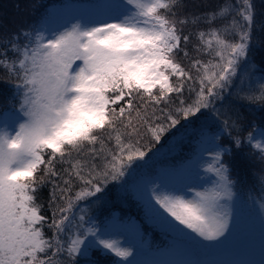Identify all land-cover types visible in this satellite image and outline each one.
Listing matches in <instances>:
<instances>
[{"label": "snow or ice", "instance_id": "snow-or-ice-1", "mask_svg": "<svg viewBox=\"0 0 264 264\" xmlns=\"http://www.w3.org/2000/svg\"><path fill=\"white\" fill-rule=\"evenodd\" d=\"M88 11L62 30L0 25V70L19 105L0 112V264H98L94 253L147 264L97 225L92 207L130 178L145 221L174 234L170 254L206 251L237 217L224 157L247 142L264 161V125L242 138L239 117L221 111L241 73L256 71L253 0H97ZM259 93L238 98L264 103V82ZM216 121L228 144L216 142ZM193 140L183 169L134 179L164 147ZM201 161L210 176L197 187ZM174 179L182 189L164 182ZM257 182L264 208V171Z\"/></svg>", "mask_w": 264, "mask_h": 264}, {"label": "trees", "instance_id": "trees-1", "mask_svg": "<svg viewBox=\"0 0 264 264\" xmlns=\"http://www.w3.org/2000/svg\"><path fill=\"white\" fill-rule=\"evenodd\" d=\"M71 0H0V25H3L6 31H15L19 28L41 27L51 16V9L63 7ZM81 1V0H76ZM199 2V0H198ZM205 3L211 5L215 0H204ZM256 9V19L252 29L251 49L248 53L249 64L255 65L254 74L242 72V80H236V87L231 89V96L225 101L221 111L229 118V122L239 117L240 124L243 127V138L248 132L254 131V126L264 125V103L260 101L241 100L238 97L259 95L258 87H250V78L259 74L264 76V0H253ZM188 31V29H186ZM210 57L205 56V60ZM6 72L0 70V112L11 109L13 104L17 107L18 103L13 100L15 93L14 83L7 82L3 77ZM243 89V91H241ZM187 95V93H186ZM227 95V93H225ZM19 97H16L18 101ZM217 107H220L218 104ZM18 108V107H17ZM223 120V117L221 118ZM221 121H216L212 132L220 137L217 143L228 144L227 133L221 134L217 131ZM236 134L235 132L233 133ZM197 141L191 143L185 141L183 145L163 156H156L150 160L148 165L137 170L135 180H139L141 176L155 177L162 170L176 171L184 168L191 158L194 156L193 148ZM158 147V145H157ZM233 155L225 156L224 159L230 162L232 169V178L237 181L234 191L240 195L242 199L241 206H249L255 208L256 204L261 205V187L257 182L261 172L264 171V161L261 160L259 152L247 145L237 150L232 149ZM133 182V178L129 179ZM47 189L42 190V194L46 196ZM96 214V223L103 229L109 228L110 222L113 224H125L135 222L138 225L139 238L142 240L143 247L155 252L163 248L169 243V236L156 225L145 221L143 206L137 199L133 187L129 184L120 187L119 184L111 186V190L105 198L101 206L93 205ZM253 222L250 227L256 224L257 217L250 211V219L248 223ZM50 235V233H49ZM201 252V251H199ZM94 258L98 264H111L114 257L101 256L94 253Z\"/></svg>", "mask_w": 264, "mask_h": 264}, {"label": "rangeland", "instance_id": "rangeland-1", "mask_svg": "<svg viewBox=\"0 0 264 264\" xmlns=\"http://www.w3.org/2000/svg\"><path fill=\"white\" fill-rule=\"evenodd\" d=\"M71 1H74L75 3L73 6H68L66 8H52L50 18L46 21V24H43V26L46 28H59L62 30V28H60L61 25L76 22L74 17L81 14L90 15L88 11L89 6L97 2V0H81L82 2L80 3H76V0ZM45 34L47 35L48 33L45 32ZM262 77L264 76L259 74L253 75L250 78V87L260 88V84L264 82L261 79ZM17 107H19V105H17ZM9 122L11 123V121ZM256 136L257 140L261 139L258 132L256 133ZM177 146L178 145H169L168 147H164L156 156L167 155L173 152ZM205 146L210 147V145ZM209 156L210 153H204L205 159ZM202 165L203 161L197 166V171L201 172L200 178L195 181L197 187L207 186L206 181L209 180L210 176V174L202 172ZM164 182L177 190L183 188V182L179 179L167 180ZM155 183L160 184L161 181L157 180ZM129 185L132 186L133 182H129ZM238 196L240 197V195ZM241 203L242 199L239 198L237 217L234 221L231 232L227 235V238L222 239L218 244H210L207 246L205 257L211 262V264H242V262L243 264H261V262L264 261V244H253L251 242L252 238L259 241L264 236V224L261 223L260 218V216H264V208L258 204H256L255 208H250L249 206L242 207ZM250 211H252L253 214H256L258 221L256 224L254 223V226L252 227H250V225L253 222L251 221L248 223V220L250 219ZM133 225H135V227H133ZM137 227L138 225L135 224V222L121 225L115 223L112 224L110 222L109 231L114 237L118 238L124 246H134V252L137 254L138 260L145 261L147 264H166L168 261L190 258L201 260L198 258V254H201L199 251H196L191 256L170 254L174 234L158 226L157 228L167 231L170 234V244L156 252H151L148 249L141 247L142 241L139 238L140 236Z\"/></svg>", "mask_w": 264, "mask_h": 264}]
</instances>
